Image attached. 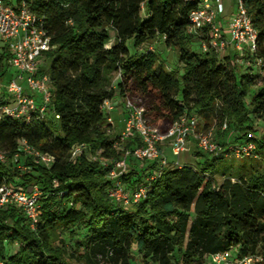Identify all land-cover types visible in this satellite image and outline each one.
<instances>
[{
  "label": "trees",
  "instance_id": "obj_1",
  "mask_svg": "<svg viewBox=\"0 0 264 264\" xmlns=\"http://www.w3.org/2000/svg\"><path fill=\"white\" fill-rule=\"evenodd\" d=\"M241 3L256 33L255 48L245 60L264 79V0ZM28 8L43 20L50 37L45 57L51 102L44 118H0L5 158L0 186L37 188L38 221L31 229L19 207L0 209V263L131 264L135 252L142 264H200L229 250L264 254V135L251 132L256 122L264 125V87L248 98L255 79L238 74L228 57L220 60L212 50L202 51L210 38L188 31L196 5L184 0H29ZM156 38L178 53L181 80L165 72L155 52L147 49L132 57L126 48L128 40L139 48ZM193 39L200 53L191 49ZM4 59L2 49L0 78ZM114 75L119 77L115 89ZM115 93L122 100L139 99L136 105L161 134L183 115L199 116L205 128L215 121V133H234L235 141L223 145L213 135L217 150L198 149L200 166L167 162L161 167L160 158L128 159L117 181L128 194L143 187L145 196L124 207L110 197L116 187L108 174L139 141L120 143L111 136L102 105ZM7 103L2 100L0 106ZM22 143L51 162L25 156ZM247 144L254 146L248 155L234 153ZM78 145L85 148L72 157ZM229 156L241 159L237 164L227 159L230 164L217 183L206 170Z\"/></svg>",
  "mask_w": 264,
  "mask_h": 264
},
{
  "label": "built area",
  "instance_id": "obj_2",
  "mask_svg": "<svg viewBox=\"0 0 264 264\" xmlns=\"http://www.w3.org/2000/svg\"><path fill=\"white\" fill-rule=\"evenodd\" d=\"M28 1L17 0L14 4L12 0H0V42L6 52L7 66L16 73L15 78L1 88V93L8 97L9 102L0 106V118L5 116L24 121H28L32 116L44 118L51 102L48 61L45 57V53L49 51L50 37L44 28L43 20L29 10ZM184 1L196 5V9L189 14V33L210 38L208 44L202 43L203 52L212 50L218 54L225 51L228 46L239 52L244 50L253 52L256 33L241 0H238L236 13L226 23L227 39L222 38V26L216 20L217 16L223 13L221 0ZM260 63V60L256 61L257 66ZM121 103L125 110L124 131L118 140L120 143L133 139L139 141L137 146L124 153L123 158L114 164L108 174L116 187L110 197L124 207L138 203L145 196L143 187L128 194L121 188L120 181H117L125 171L128 159L152 161L160 158L159 165L164 167L168 161L160 154L159 145L169 141L172 154L179 157L181 153L187 151V143L191 137L196 139L198 149L207 153L216 152L217 147L211 131L196 136L199 120L197 116L183 115L165 134H161L156 127L149 124L139 106L128 98H124ZM102 109L106 113V123L112 125L109 116L113 109L111 101H104ZM225 129L226 126L223 124L221 130ZM116 146L117 144L114 145ZM84 148V145L74 147L71 151L72 157L79 155ZM253 149V144H247L241 149L234 150V153L248 155ZM20 151L36 162L46 165L51 162L49 157L39 154L24 143ZM4 162V155L0 152V163ZM175 164L179 165L178 162ZM154 177L155 175L150 179ZM39 200L40 192L37 188L12 191L5 185L0 186V209L11 204L19 207L29 221L31 229L38 221ZM231 251L213 254L207 260L209 264H264V254L238 255L232 254Z\"/></svg>",
  "mask_w": 264,
  "mask_h": 264
},
{
  "label": "rangeland",
  "instance_id": "obj_3",
  "mask_svg": "<svg viewBox=\"0 0 264 264\" xmlns=\"http://www.w3.org/2000/svg\"><path fill=\"white\" fill-rule=\"evenodd\" d=\"M222 4H223V13L221 14V16L224 18H229L230 16H233V14L236 13L237 11V3L238 0H221ZM12 2L14 4L17 3V0H12ZM221 26L223 27V31L224 34L226 33V22L223 21L220 22ZM112 36V33H111ZM197 39H193L190 47L192 50H194L196 53H200V48L197 47V43H196ZM112 44V41H110L109 46ZM126 48L129 50V54L132 57H136L142 53H144L147 49L151 50L152 52H155L157 55V63H160V65H164V70L165 72H168L169 74L173 75L174 77H176L177 79L181 80V77L183 75V69H182V65L178 62V53L175 50L172 49H167L164 45L163 42L160 38H156L155 40L149 42L147 45H144L142 47L139 48H134L132 46V41L128 40L126 42ZM3 49V44L0 42V53L2 52ZM249 52L247 50H244V52H239L237 54V56L235 57H231L228 56V52L227 50L218 53V57L220 60H223L224 57H228L230 59V61L233 63L235 71L238 74H244L247 73L250 75V77H252L253 79H255V88H253L251 90V92L248 94V98L253 95L257 89L259 87H264V79H262L261 76H258V72L256 70V66L252 65V63L247 62L245 60L246 55H248ZM237 57V58H236ZM48 65V64H47ZM246 65V67L244 66ZM2 66H3V71L5 72L4 76L0 78V101L4 100V97L1 96V88L4 87L10 80L15 78V71L12 68H9L6 64V60L4 59L2 61ZM118 75H114L112 82H111V86L113 89H115V86L118 82ZM5 96V95H4ZM131 102L138 104L140 101L139 99L136 98H128ZM112 102V106L113 109L112 111L109 113V116L112 120V131H111V136L115 137V136H120L123 131H124V116H125V110L123 108L122 105V98H120L116 93L114 94V98L111 100ZM198 117V126L196 129V136H202L205 135L208 132H212L213 135H215L216 140L218 142H220L223 145H232L233 142L235 141V136L234 133L233 134H228L225 132L224 135L221 134V132L219 131V133H215L216 129H217V124L215 121H210L208 122V126L207 128H205V121L199 117ZM55 131L57 132V128H55ZM251 132L258 136L259 138L264 135V125H262L259 122H256L254 124V128L253 130H251ZM196 141V139H195ZM192 141V146L189 145V142L187 143V151L181 153L179 155V157L173 156L172 153L169 151L165 154L166 159L168 161H171L172 159L175 160L176 162L180 163V164H187L190 166H198L199 164V160H197V151H198V147H197V141L196 142ZM190 147V148H189ZM189 149V150H188ZM191 154V155H190ZM195 156L196 158L192 157ZM88 157L91 159V157H93L91 155H88ZM233 159L234 164H237L238 161L241 159L240 157L237 158L235 156H229L228 158H224V160H221L217 163V165L210 169L208 168L206 171L211 174L214 179L217 181V183H220V174L223 172L224 168L226 165L230 164L229 160L227 159ZM20 162H18L19 164ZM175 164V163H174ZM198 164V165H197ZM20 166V164H19ZM200 166V165H199ZM16 247H12L10 249L11 252L15 251ZM232 254H236V250H232L231 251ZM100 264H106L104 261H100ZM131 264H142V260L141 257L139 255H137L135 252H133L131 254ZM197 264V263H195ZM200 264H209V261L206 260H202Z\"/></svg>",
  "mask_w": 264,
  "mask_h": 264
},
{
  "label": "crops",
  "instance_id": "obj_4",
  "mask_svg": "<svg viewBox=\"0 0 264 264\" xmlns=\"http://www.w3.org/2000/svg\"><path fill=\"white\" fill-rule=\"evenodd\" d=\"M234 15V14H233ZM231 17H233V16H230L229 18H223L221 15H219V16H217V21H219V22H221V21H223V19H224V22H226L227 23V21L231 18ZM222 29H223V27H222ZM221 36H223L222 38L223 39H227L228 37H227V33L226 34H224V31L222 30V33H221ZM226 50H227V52H228V56H233V57H235V56H237V54L239 53V51L238 50H236V49H234L232 46H228L227 48H226ZM1 96H3L4 97V100L6 101V102H9L8 100V97H6V96H4L3 94L1 95ZM112 103V102H111ZM189 145H191L192 146V141L194 142L195 141V139L193 138V137H191L190 139H189ZM196 142V141H195ZM188 147V146H187ZM190 148V147H189ZM159 150H160V154L163 156V157H165L166 158V156H165V154L167 153V152H171V146H170V142L169 141H164V142H162L160 145H159ZM189 150V149H188ZM172 153V152H171ZM173 155V154H172ZM191 155V154H190ZM174 156V155H173ZM192 157H194V158H196L194 155L192 156ZM197 160L199 159V158H196ZM168 161V160H167ZM169 163H175L176 161L175 160H171V161H168ZM180 164V163H179Z\"/></svg>",
  "mask_w": 264,
  "mask_h": 264
}]
</instances>
